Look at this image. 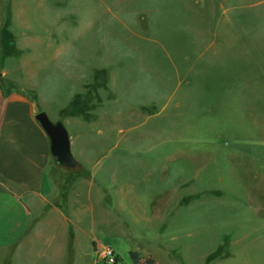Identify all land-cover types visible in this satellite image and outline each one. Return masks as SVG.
<instances>
[{
  "label": "rangeland",
  "instance_id": "rangeland-1",
  "mask_svg": "<svg viewBox=\"0 0 264 264\" xmlns=\"http://www.w3.org/2000/svg\"><path fill=\"white\" fill-rule=\"evenodd\" d=\"M0 33V87L82 161L71 264H264V0H0Z\"/></svg>",
  "mask_w": 264,
  "mask_h": 264
},
{
  "label": "crops",
  "instance_id": "crops-1",
  "mask_svg": "<svg viewBox=\"0 0 264 264\" xmlns=\"http://www.w3.org/2000/svg\"><path fill=\"white\" fill-rule=\"evenodd\" d=\"M5 45L0 33V46ZM39 113L50 120L29 94L0 87V264H21L24 257L28 264H71L75 253V259L81 255L79 243L84 231L76 223L81 212L74 206L83 205L79 192L83 188L89 191L81 181L68 190L61 184L62 168L53 161L49 139L35 121ZM52 119L68 127L64 120L54 115ZM67 133L71 155L82 167ZM255 182L260 188L264 177L257 176ZM58 229L64 235L63 246L58 251L46 250L49 253L38 260L29 258L37 243L52 238ZM95 240L94 236L89 238L90 244Z\"/></svg>",
  "mask_w": 264,
  "mask_h": 264
},
{
  "label": "water",
  "instance_id": "water-1",
  "mask_svg": "<svg viewBox=\"0 0 264 264\" xmlns=\"http://www.w3.org/2000/svg\"><path fill=\"white\" fill-rule=\"evenodd\" d=\"M35 121L49 139V151L55 164L71 172H80L81 164L71 155L69 137L64 126L60 122L52 123L45 113L37 114Z\"/></svg>",
  "mask_w": 264,
  "mask_h": 264
},
{
  "label": "built area",
  "instance_id": "built-area-1",
  "mask_svg": "<svg viewBox=\"0 0 264 264\" xmlns=\"http://www.w3.org/2000/svg\"><path fill=\"white\" fill-rule=\"evenodd\" d=\"M95 255L99 262L103 264H116L117 255L115 251L109 246H98L96 245Z\"/></svg>",
  "mask_w": 264,
  "mask_h": 264
}]
</instances>
